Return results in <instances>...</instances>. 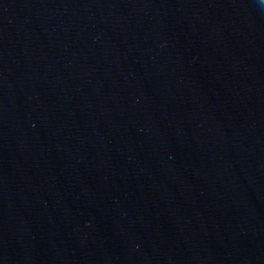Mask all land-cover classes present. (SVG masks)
Returning <instances> with one entry per match:
<instances>
[{
  "label": "water",
  "instance_id": "1",
  "mask_svg": "<svg viewBox=\"0 0 264 264\" xmlns=\"http://www.w3.org/2000/svg\"><path fill=\"white\" fill-rule=\"evenodd\" d=\"M0 264H264V0H0Z\"/></svg>",
  "mask_w": 264,
  "mask_h": 264
}]
</instances>
